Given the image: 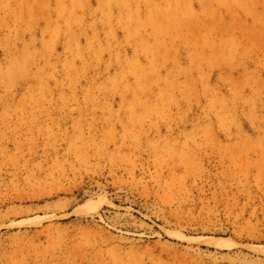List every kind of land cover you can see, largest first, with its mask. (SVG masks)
<instances>
[{"label": "rangeland", "instance_id": "374dc122", "mask_svg": "<svg viewBox=\"0 0 264 264\" xmlns=\"http://www.w3.org/2000/svg\"><path fill=\"white\" fill-rule=\"evenodd\" d=\"M0 264H264V0H0Z\"/></svg>", "mask_w": 264, "mask_h": 264}]
</instances>
